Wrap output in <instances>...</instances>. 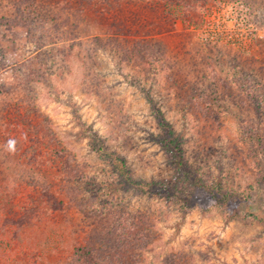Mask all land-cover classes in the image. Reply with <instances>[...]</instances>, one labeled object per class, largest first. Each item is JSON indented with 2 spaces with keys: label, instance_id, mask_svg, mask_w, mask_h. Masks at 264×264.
<instances>
[{
  "label": "rangeland",
  "instance_id": "1",
  "mask_svg": "<svg viewBox=\"0 0 264 264\" xmlns=\"http://www.w3.org/2000/svg\"><path fill=\"white\" fill-rule=\"evenodd\" d=\"M227 1L250 8L242 48L198 36ZM158 112L233 208L120 182L98 144L135 178L173 184ZM251 128L264 132V0H0L1 263L70 261L91 213L127 208L144 228L103 231L108 264H264V141L254 149Z\"/></svg>",
  "mask_w": 264,
  "mask_h": 264
},
{
  "label": "trees",
  "instance_id": "2",
  "mask_svg": "<svg viewBox=\"0 0 264 264\" xmlns=\"http://www.w3.org/2000/svg\"><path fill=\"white\" fill-rule=\"evenodd\" d=\"M256 96L259 95H253L255 98ZM157 115L163 131L157 139L168 153L170 162L174 167L175 180L173 184L170 185L160 181H146L135 178L127 168L126 163L122 158L109 151L104 145L98 144L97 149L111 160L113 170L118 175L120 182H122L124 186L136 188L144 192H152L154 194L157 193L158 195L166 194L167 197H180L188 204H190L193 200H197L202 206L210 205L211 203H220L224 207L233 208L236 203H238V198H235V194L230 193L228 190H223L221 185L208 182L207 179L204 178L198 171H194L191 167H189L183 156L179 136L176 135L175 131L166 121L161 112H158ZM263 133L264 132L261 128L258 130L254 128L248 130L246 129V141L251 143L254 149H256V147L259 148L262 146V141H264ZM257 137L259 138L260 143L257 141ZM258 152L260 156H264V148L261 150V153L259 150ZM257 177L258 182H264V163L262 167H260V163L258 164ZM51 193L52 192L50 191L47 192L49 196L53 195H51ZM202 198H206L207 200L209 199V202L206 203L202 200ZM27 211L28 212L25 214L23 213L20 217L11 219V222L17 225V229L22 228L25 226V223L30 221L32 216L30 217L28 213H31L34 210L27 209ZM95 213L96 214H90L89 226L85 227L86 244L79 248L78 252L74 254L70 261L63 264H108V259H110V257L112 258V256H108L107 252H110L112 248L108 247L107 242L104 241L103 231L111 227L122 229L123 231L121 233L124 234H135L136 236H140L142 233L139 220H136L135 216L128 212L127 208H120L118 212H109L106 214H102L101 212L100 215L98 214V218L97 212ZM134 228L135 231H133ZM124 255L125 254H123L122 251L120 256L115 258V260H126L127 258L126 256L124 257ZM0 264H2L1 261Z\"/></svg>",
  "mask_w": 264,
  "mask_h": 264
},
{
  "label": "built area",
  "instance_id": "3",
  "mask_svg": "<svg viewBox=\"0 0 264 264\" xmlns=\"http://www.w3.org/2000/svg\"><path fill=\"white\" fill-rule=\"evenodd\" d=\"M198 36L204 42H233L237 48L252 41L255 26L250 22V8L243 1H227L208 7ZM230 43V44H231Z\"/></svg>",
  "mask_w": 264,
  "mask_h": 264
},
{
  "label": "clouds",
  "instance_id": "4",
  "mask_svg": "<svg viewBox=\"0 0 264 264\" xmlns=\"http://www.w3.org/2000/svg\"><path fill=\"white\" fill-rule=\"evenodd\" d=\"M14 144H15L14 141H9V143H8L9 149H14Z\"/></svg>",
  "mask_w": 264,
  "mask_h": 264
}]
</instances>
